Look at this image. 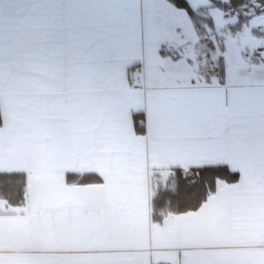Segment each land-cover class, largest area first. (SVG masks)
I'll list each match as a JSON object with an SVG mask.
<instances>
[{"label": "crops", "instance_id": "obj_1", "mask_svg": "<svg viewBox=\"0 0 264 264\" xmlns=\"http://www.w3.org/2000/svg\"><path fill=\"white\" fill-rule=\"evenodd\" d=\"M143 9L0 0V173L28 183L22 206L0 201V264H264V81H231L216 36L148 44ZM140 66L146 91L128 87ZM212 166L238 183L219 180L198 210L152 220L174 171ZM69 174L100 183L70 185Z\"/></svg>", "mask_w": 264, "mask_h": 264}, {"label": "trees", "instance_id": "obj_2", "mask_svg": "<svg viewBox=\"0 0 264 264\" xmlns=\"http://www.w3.org/2000/svg\"><path fill=\"white\" fill-rule=\"evenodd\" d=\"M177 9L185 11L194 24L199 37L208 35L206 24L214 28L211 18H205L202 12H196L190 6L188 0H164ZM227 1V2H226ZM252 2L257 4L258 11H264V0H212V8H217L224 13L235 14L247 9ZM248 6V7H247ZM255 5H253L254 7ZM260 8V9H259ZM243 13V12H242ZM249 18L240 17L235 25L227 30L235 34L241 31L248 23ZM218 72L222 80L225 76V61L219 59ZM143 117L138 115L135 119V128L138 134L143 135L145 129L142 126ZM2 114L0 109V129L2 128ZM239 174L232 171L228 166L202 167L189 170H176L170 176L172 186L159 188L152 199V220L161 222L167 213H186L198 210L216 191L217 182L225 181L236 184ZM67 182L70 185H92L100 183V178L95 175L69 174ZM28 191L27 176L24 173H0V200L6 201L11 206H22L26 200Z\"/></svg>", "mask_w": 264, "mask_h": 264}, {"label": "rangeland", "instance_id": "obj_3", "mask_svg": "<svg viewBox=\"0 0 264 264\" xmlns=\"http://www.w3.org/2000/svg\"><path fill=\"white\" fill-rule=\"evenodd\" d=\"M160 4H165V6L160 8ZM190 4L197 8L207 5L202 14L205 18H212L215 26L214 28H210L208 24L205 26L208 35L214 38L216 36L217 40L220 43L223 42L226 47L225 56L228 60L230 80L239 85L251 83L256 79L264 81V11L259 12L258 5L254 2L249 7L247 6V9L235 14L224 13L217 8H212V0H190ZM240 17L249 18L248 23L241 31L235 34L230 33L227 28L235 25ZM143 31L148 44L153 38L161 41L176 40L179 36L187 40L197 38L194 24L188 14L163 0H144ZM189 50L190 46L186 45L184 47L186 57L189 56ZM212 60H214V55L210 53L207 57V72L212 70L213 66L210 62ZM185 64L183 63L181 67L186 71L188 63L185 61ZM210 76L207 80L215 81V77Z\"/></svg>", "mask_w": 264, "mask_h": 264}, {"label": "built area", "instance_id": "obj_4", "mask_svg": "<svg viewBox=\"0 0 264 264\" xmlns=\"http://www.w3.org/2000/svg\"><path fill=\"white\" fill-rule=\"evenodd\" d=\"M146 73L143 66L136 68L129 76L128 87L136 91H146ZM144 126V123H142Z\"/></svg>", "mask_w": 264, "mask_h": 264}]
</instances>
